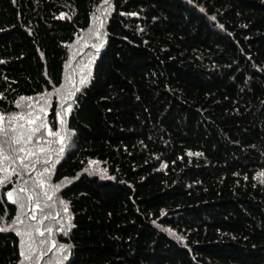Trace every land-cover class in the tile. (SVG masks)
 <instances>
[{"label": "trees", "instance_id": "1", "mask_svg": "<svg viewBox=\"0 0 264 264\" xmlns=\"http://www.w3.org/2000/svg\"><path fill=\"white\" fill-rule=\"evenodd\" d=\"M0 117V264H264V0H0Z\"/></svg>", "mask_w": 264, "mask_h": 264}, {"label": "snow or ice", "instance_id": "2", "mask_svg": "<svg viewBox=\"0 0 264 264\" xmlns=\"http://www.w3.org/2000/svg\"><path fill=\"white\" fill-rule=\"evenodd\" d=\"M21 99H24V98L22 97ZM18 106H19V105H18ZM21 118H23V117H21ZM0 119H2V117H0ZM29 122L32 123L33 121L30 120ZM43 127H46V126L43 125V124H41L39 127L33 128V129L30 131V133H29V135H28L27 138L30 140L31 137H32L33 135H35V133L39 132L40 129L43 128ZM57 135H58V134H57ZM14 143L18 144V143H20V140L17 139V140L14 141ZM16 151H17V149L13 148V152H16ZM18 151L23 152L24 149H23V148H20V149H18ZM4 159H8V157H4ZM22 163H23V161H22ZM24 167L26 168L27 165H24ZM5 179H6V178H5ZM3 182H4V181H0V183H3ZM21 190H23V189H21ZM45 195H46V194H45ZM8 196L11 198L12 193L9 192V193H8ZM30 198H31V197H30ZM49 199H50V197H49ZM13 202H15V201H13ZM21 207H23V205H21ZM30 214H31V217H32L33 219L36 218L35 215H34V213H30ZM4 230H5V229L0 228V231H4ZM48 231L50 232L51 229H48ZM37 232H39L40 235H43V232H40V230H39L38 228H37Z\"/></svg>", "mask_w": 264, "mask_h": 264}, {"label": "rangeland", "instance_id": "3", "mask_svg": "<svg viewBox=\"0 0 264 264\" xmlns=\"http://www.w3.org/2000/svg\"><path fill=\"white\" fill-rule=\"evenodd\" d=\"M45 111L47 112V109H45ZM46 112H44V110H42V115H40V116H43V117H45L46 116ZM37 116V115H36ZM26 117V116H25ZM31 118V117H30ZM36 118V120L40 123V124H37L38 126H40L41 124H44V121H43V123L41 122V121H39L38 119H37V117H35ZM27 123V122H26ZM33 123V122H32ZM6 175H4L3 177H5ZM3 177H1L0 179H2ZM30 213H34V215H35V217H36V213L32 210V208L29 206V210H28V217H30V218H32L31 217V214ZM42 230H41V228H40V232H41ZM56 243H54L53 244V246L55 245ZM55 247V246H54ZM53 247V248H54ZM39 264H42V260H40L39 261Z\"/></svg>", "mask_w": 264, "mask_h": 264}, {"label": "water", "instance_id": "4", "mask_svg": "<svg viewBox=\"0 0 264 264\" xmlns=\"http://www.w3.org/2000/svg\"><path fill=\"white\" fill-rule=\"evenodd\" d=\"M32 203H33V199H31L30 206H32ZM38 229L40 230V227ZM50 251H52V249Z\"/></svg>", "mask_w": 264, "mask_h": 264}]
</instances>
